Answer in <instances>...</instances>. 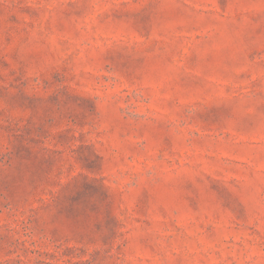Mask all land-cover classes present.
I'll return each mask as SVG.
<instances>
[{
  "label": "rangeland",
  "instance_id": "obj_1",
  "mask_svg": "<svg viewBox=\"0 0 264 264\" xmlns=\"http://www.w3.org/2000/svg\"><path fill=\"white\" fill-rule=\"evenodd\" d=\"M0 264H264V0H0Z\"/></svg>",
  "mask_w": 264,
  "mask_h": 264
}]
</instances>
